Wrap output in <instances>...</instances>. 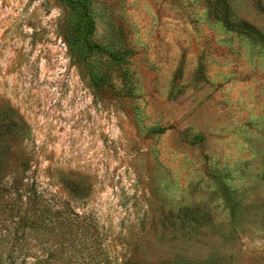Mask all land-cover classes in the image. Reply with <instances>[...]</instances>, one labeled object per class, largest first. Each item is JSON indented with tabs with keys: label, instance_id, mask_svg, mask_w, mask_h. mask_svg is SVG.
<instances>
[{
	"label": "rangeland",
	"instance_id": "374dc122",
	"mask_svg": "<svg viewBox=\"0 0 264 264\" xmlns=\"http://www.w3.org/2000/svg\"><path fill=\"white\" fill-rule=\"evenodd\" d=\"M77 1L91 28L62 0H0V109L89 240L0 239V264H264V45L198 0Z\"/></svg>",
	"mask_w": 264,
	"mask_h": 264
},
{
	"label": "trees",
	"instance_id": "16d2710c",
	"mask_svg": "<svg viewBox=\"0 0 264 264\" xmlns=\"http://www.w3.org/2000/svg\"><path fill=\"white\" fill-rule=\"evenodd\" d=\"M62 1L81 11L87 27L93 26L82 2ZM198 1L209 10L208 16L214 21L264 45V33L237 14L233 0ZM251 1L256 11L264 13V0ZM27 138V128L21 118L10 109H0V225L5 226L0 239L7 238L16 243L32 237L41 240L50 236L57 242L61 240V243L69 244L72 240H76L75 245L86 243L89 234L79 237L76 232L83 230L85 221L76 213L63 211L45 199L37 170L32 168L31 155L24 151ZM210 167L207 165L206 168ZM211 168H214L213 181L219 188L227 189L226 169L217 163ZM79 190L76 188L77 192Z\"/></svg>",
	"mask_w": 264,
	"mask_h": 264
}]
</instances>
